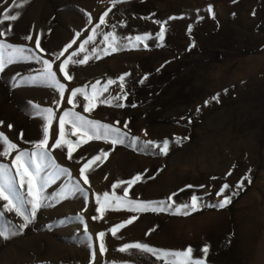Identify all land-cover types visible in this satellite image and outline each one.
Here are the masks:
<instances>
[{
    "label": "rangeland",
    "instance_id": "374dc122",
    "mask_svg": "<svg viewBox=\"0 0 264 264\" xmlns=\"http://www.w3.org/2000/svg\"><path fill=\"white\" fill-rule=\"evenodd\" d=\"M109 8L106 23L99 25ZM5 12L19 13L17 20L0 24L6 33L0 40L5 43L31 49L29 54L50 60L54 71L72 52L78 55L67 65L71 80L57 71L65 85L63 98L57 89L30 81L42 67L35 60H20L0 71V132L17 146L5 147L9 155L0 154V163L12 167L20 151H35L47 126V171L55 165L69 169L85 191L58 201L57 194L71 186L66 175L60 176L45 189L47 203L22 231L13 226L22 224L23 217L4 210L0 229H10L12 234L7 239L0 236V264H164L137 249L119 251L130 242L167 251L190 246L196 258L203 257L201 249L207 245L206 264H264V0H127L115 7L112 0H0V20ZM158 22H165L163 41L155 38L161 27ZM113 24L118 38L145 34L152 38L141 41L139 47L109 50L75 63L94 48L98 53L108 48L104 35L113 31ZM29 35L32 39H25ZM89 36L92 41L80 52L79 45ZM37 39L43 51L35 48ZM125 73L130 75L121 89L119 77ZM109 79L116 83L107 85ZM93 85L98 91L104 86L108 90L92 101V111L85 112L89 103L85 94L92 96ZM77 87L84 92L73 98L71 91ZM125 93L121 100L102 102ZM217 95L218 101L213 100ZM36 105L52 108L51 125L36 115ZM68 109L120 128L129 138L113 146L103 139L73 135L71 124L66 123L65 141L73 144L69 160L67 143L53 147L59 138V117ZM133 136L139 137V144L130 139ZM177 137L188 139L175 144ZM164 139L169 140L167 155L143 143ZM101 150L108 155L89 163ZM85 163H89L87 185L79 174ZM137 174H142L141 181L128 188V199L164 201L178 193L173 197L176 203L190 202L192 195L218 203L224 198L216 196L222 184L235 190L238 181L247 179L225 208H202L189 215L134 213L115 200L103 201L105 192L122 197L127 185H113ZM20 193L26 198V187ZM97 195L102 214L97 211L101 207ZM132 216L137 219L126 224ZM118 224L125 226L113 236L110 229ZM101 231L105 232L103 253L99 251Z\"/></svg>",
    "mask_w": 264,
    "mask_h": 264
},
{
    "label": "snow or ice",
    "instance_id": "6c2138e0",
    "mask_svg": "<svg viewBox=\"0 0 264 264\" xmlns=\"http://www.w3.org/2000/svg\"><path fill=\"white\" fill-rule=\"evenodd\" d=\"M127 2V0H112V6L115 7L117 3ZM112 11V8L107 9L105 11L100 19H99V25H104L106 23L105 17L108 16L109 12ZM209 11H211V7L209 8ZM19 13L9 15L7 12L3 15V20H0V24H3L4 21H15L18 18ZM171 19V18H170ZM89 20H91V16L89 15ZM123 24V21L120 22ZM161 24L160 30L158 34L156 35V39L159 41H163L166 31L165 22H158ZM97 25V27H99ZM113 31L111 33L104 35V41L109 42L107 49H101L98 53L97 50L94 48L91 53L84 56L83 60L75 61V63H84L89 59L90 55H100V54H106L109 50L110 51H116V50H129L133 47H139L140 42L152 38L150 35L145 34L143 36L137 35L135 37H117L115 34V29L117 25L113 24L111 25ZM8 31H11V28L9 27ZM93 33L95 34V30L93 29ZM6 35L5 31L0 29V36ZM78 35V34H77ZM27 40H31L32 36L25 37ZM93 37L89 36L86 40L83 41L82 44L79 45V51L84 52L85 51V45L90 43L92 41ZM135 42V43H134ZM75 43V40L71 43H69L62 52H60L56 59L59 60L61 56L64 55V52L68 51V49L72 48V44ZM144 47H147L145 44ZM35 48L40 49V41L37 39L35 41ZM43 51V49H40ZM32 53L31 49H25L21 46L12 45L10 43H5L4 41L0 40V71H3L5 68V65H10L12 63H15L20 60H35L37 63L41 64L42 67L37 70V75L30 77V81L33 83L40 82L43 84H46L49 87H52L54 89H57L59 92V97L63 98L65 93V85L60 82V80L57 78V71L62 72L63 76L71 80L72 76L69 75L67 71V65L69 61L72 59V56L78 55L77 52H72L67 59L63 60V62L58 66L57 71L53 70V64L50 62V60L43 59L37 54H29ZM130 75L128 73H125L119 77L120 81V87L123 89V81L125 79V76ZM147 76L144 77L146 79ZM141 83L143 80L140 81ZM113 83H116V81L109 79L107 81V85H111ZM97 84H99V81H97ZM108 90L107 86H104L97 90L96 86H92V96L89 97L87 94H85V99L89 100V103L85 105L84 111L90 112L93 108L92 101L95 100L99 95H101L103 92H106ZM84 92L83 88L77 87L71 91V97L75 98L78 93ZM123 98H126V93L122 97L120 95L111 97L110 99H107L102 102H108L111 103L113 100H121ZM213 100L218 101V95L212 98ZM60 100L58 99L56 101L57 106H59ZM69 104L73 103V101L70 99L68 101ZM208 101H205V104L207 105ZM117 107H124V104H117L115 105ZM135 107V105H132ZM37 109L36 115L41 117L42 119H46L47 125H51L53 120L55 119V113L53 112L52 108H43L41 109L39 105L35 106ZM199 111V109H197ZM59 138L55 139L53 147L55 148H62L65 143L68 144V152H67V158L69 160L72 159L73 154V144L72 141H65V125L66 123L71 124L72 127V134H80L83 137H88L90 139H96V140H105L106 142H109L113 146L117 144H123L126 139L129 138V133L121 131L120 128L114 127L111 124H105L101 123L100 121L88 119L87 117L81 115V113L74 111L73 109H68L63 112V114L59 117ZM116 123H119L117 121ZM3 122L0 121V125H2ZM9 127H11L9 125ZM124 127H127V122H125ZM49 129L46 126L43 129V139L40 140L35 145V151L28 152V151H20L19 154L15 156V159L13 161L12 167H9V165L0 163V201H4L3 205H0V217H4L5 212L4 210H7V212H15L17 215L23 217V223L18 226H13L17 228V230L22 231L24 228H26L29 223L31 222V219L35 217L37 210L43 207L46 203L48 198L44 195L45 189L48 188L50 185L54 184L60 176L66 175L68 179L71 182L70 188L66 186L65 191L60 192L57 194L56 199L63 200L67 198L69 195L75 194L77 192H84L85 189L82 187L81 180L75 179L72 177L71 172L69 169L60 167L59 165H55L54 170L47 171L49 169V163L50 156L48 153V144H49ZM145 135L147 133L145 132ZM130 139L139 144V137H130ZM188 139V137H177L173 140V143L175 144H181L183 140ZM79 143V141H77ZM145 145L152 147L153 149H159L160 155H167L169 151V140L164 139L162 142H154V141H144ZM7 149H15L17 146L15 143H12L9 141L8 137L0 132V154L4 156H8L9 152L6 150H3L4 148ZM108 155L107 152H104L101 150L100 154L92 158V161L89 163H94L97 161H100L102 157H106ZM55 164V162H52ZM89 163L83 164V166L79 169L80 177L82 178V183L84 185L89 184L88 176L85 174L86 170L89 168ZM13 168L15 169V174H13ZM44 173V176H47V179L44 178V176L41 175V173ZM231 173L229 172L228 175ZM142 174H137L134 178L128 180V181H120L118 184H114L113 188H116L119 185L126 184L127 187L124 189V195L121 196H109L108 192L103 193V201L108 202L109 200H115L117 204H123L127 210L134 212V213H143V212H156V211H171L173 214H182V215H189L192 212L198 211L202 208H218L223 209L228 204L231 203L232 198L234 195L238 194V190H242L244 187V179H247V177L242 178L240 181L237 182V184L234 186L235 190H231L232 186H230L228 183H224L220 186L219 190L216 192V196H224L222 200H220L218 203L212 204V203H206L203 201L201 197H198L197 195H192L190 198V202L185 203H176L173 200V197L178 195V193H172L167 200L164 201H139L137 199H128V188H130L133 184L136 182L141 181ZM154 177H149V179ZM248 182L251 183V180L248 179ZM26 187L27 197H22L20 193V189H24ZM187 188H191L193 186L187 185ZM200 187H205L204 185H201ZM183 191V189H181ZM226 192H229L230 194L225 195ZM209 195H211L209 193ZM96 203L100 204L101 207L97 209L98 212L103 213V204L101 202V197L97 195L96 197ZM25 205H28L30 207L26 208ZM50 206V205H49ZM115 207V205H113ZM101 216H93L91 219H101ZM135 219H137V216H132L129 218L125 223L131 224ZM125 224H118L114 226L112 229H110L111 234L113 236H116L117 231L121 228H123ZM12 234L10 229H0V236L7 239ZM99 238V251L101 253L106 251V246L104 243L105 238V232L101 231L98 233ZM130 249H137L144 253H149L152 256L156 257L159 260H163L164 264H206V256L209 251V248L207 245H205L201 252L203 253V257H193V249L192 247H188L184 251H167L162 249H156L152 246H149L146 243L142 242H130L126 243L119 249L121 252H127ZM93 258L95 257V251H93ZM179 258V259H177Z\"/></svg>",
    "mask_w": 264,
    "mask_h": 264
},
{
    "label": "bare ground",
    "instance_id": "6f19581e",
    "mask_svg": "<svg viewBox=\"0 0 264 264\" xmlns=\"http://www.w3.org/2000/svg\"><path fill=\"white\" fill-rule=\"evenodd\" d=\"M249 197L251 198V196H249ZM252 198H253V197H252ZM252 198H251V199H252ZM245 201H247V200H245ZM248 202H249V201H248ZM251 202H252V201H251ZM82 205H83V204H82Z\"/></svg>",
    "mask_w": 264,
    "mask_h": 264
}]
</instances>
